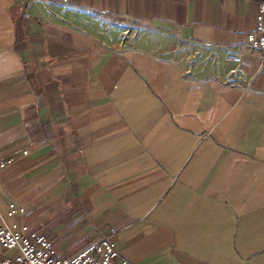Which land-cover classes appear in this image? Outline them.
<instances>
[{"label": "crops", "instance_id": "obj_1", "mask_svg": "<svg viewBox=\"0 0 264 264\" xmlns=\"http://www.w3.org/2000/svg\"><path fill=\"white\" fill-rule=\"evenodd\" d=\"M261 1L0 0L9 228L62 259L105 237L130 264H264Z\"/></svg>", "mask_w": 264, "mask_h": 264}, {"label": "built area", "instance_id": "obj_2", "mask_svg": "<svg viewBox=\"0 0 264 264\" xmlns=\"http://www.w3.org/2000/svg\"><path fill=\"white\" fill-rule=\"evenodd\" d=\"M256 22V29L247 35L246 43L264 53V1L257 5ZM228 59L240 63L238 56H229ZM23 213L21 206L9 204L6 217L0 215V264H130L119 256L115 245L105 237L62 259L47 240L28 233L25 226L9 228L7 221Z\"/></svg>", "mask_w": 264, "mask_h": 264}]
</instances>
